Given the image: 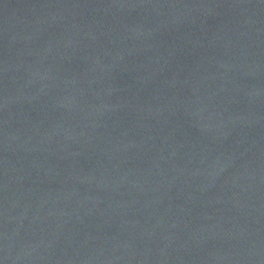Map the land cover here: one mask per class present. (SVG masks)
Segmentation results:
<instances>
[{
  "label": "water",
  "instance_id": "water-1",
  "mask_svg": "<svg viewBox=\"0 0 264 264\" xmlns=\"http://www.w3.org/2000/svg\"><path fill=\"white\" fill-rule=\"evenodd\" d=\"M0 264H264V0H0Z\"/></svg>",
  "mask_w": 264,
  "mask_h": 264
}]
</instances>
